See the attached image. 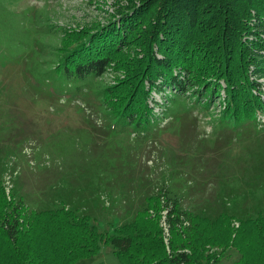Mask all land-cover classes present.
<instances>
[{
  "label": "trees",
  "instance_id": "trees-1",
  "mask_svg": "<svg viewBox=\"0 0 264 264\" xmlns=\"http://www.w3.org/2000/svg\"><path fill=\"white\" fill-rule=\"evenodd\" d=\"M124 11L80 33L72 46L51 25L43 29L40 37L50 38L42 45L46 58L32 69L39 74L24 76L35 92L70 101L79 96L113 120L142 127L154 123L157 109L161 119L175 116L187 94L208 107L224 91L221 119L259 129L264 85L252 77L264 76V0H138ZM116 63L125 79L108 85L103 79ZM152 91L163 104L152 99L150 105ZM102 244L111 261L96 264H229L233 250L241 257L231 264H264V214L211 219L185 208L183 196L164 186L132 222L109 234L88 214L64 204L32 209L0 184V264H78Z\"/></svg>",
  "mask_w": 264,
  "mask_h": 264
},
{
  "label": "rangeland",
  "instance_id": "rangeland-1",
  "mask_svg": "<svg viewBox=\"0 0 264 264\" xmlns=\"http://www.w3.org/2000/svg\"><path fill=\"white\" fill-rule=\"evenodd\" d=\"M137 2L0 0V184L6 195L23 197L35 210L64 204L109 234L132 222L145 199L164 186L183 196L185 208L211 219L225 212L264 214V115L259 129L223 121L224 91L208 107L187 94L175 116L161 119L157 109L154 123L136 127L79 96H42L25 79L39 74L32 69L46 58L42 45L50 38L40 37L43 29L51 25L64 34L63 45L72 46L80 33L114 21ZM118 78L125 73L116 63L103 81L114 85ZM252 78L264 85V76ZM150 94V105L152 99L164 103ZM161 226L167 244L164 218ZM101 249L78 264L110 262L111 249ZM228 255L229 264L241 257L236 250Z\"/></svg>",
  "mask_w": 264,
  "mask_h": 264
}]
</instances>
